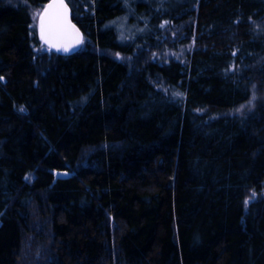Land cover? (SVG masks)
Wrapping results in <instances>:
<instances>
[{
	"label": "trees",
	"instance_id": "obj_1",
	"mask_svg": "<svg viewBox=\"0 0 264 264\" xmlns=\"http://www.w3.org/2000/svg\"><path fill=\"white\" fill-rule=\"evenodd\" d=\"M48 1L0 0V264H264V0H66L69 56Z\"/></svg>",
	"mask_w": 264,
	"mask_h": 264
},
{
	"label": "water",
	"instance_id": "obj_2",
	"mask_svg": "<svg viewBox=\"0 0 264 264\" xmlns=\"http://www.w3.org/2000/svg\"><path fill=\"white\" fill-rule=\"evenodd\" d=\"M58 2V0H49L45 8L48 4ZM64 4L67 6V14H66V21L63 26L57 27L53 25V35H52V42L57 45L61 46H69L75 44V47H70L68 52H64L62 49L60 51H57L56 47H49L48 44H46L42 39H41V33H39V37L41 42L49 48L51 51L63 55V56H69L72 55L76 52H78L81 47L83 46L84 43V35L82 31L78 28V26L73 22L72 16H71V9L70 6L68 5L66 0H63ZM44 8V10H45ZM42 11V13L44 12ZM55 11V10H53ZM40 23V20H39ZM79 39L80 42L76 43V40ZM2 82H5L3 78H1ZM59 176V174H57Z\"/></svg>",
	"mask_w": 264,
	"mask_h": 264
},
{
	"label": "snow or ice",
	"instance_id": "obj_3",
	"mask_svg": "<svg viewBox=\"0 0 264 264\" xmlns=\"http://www.w3.org/2000/svg\"><path fill=\"white\" fill-rule=\"evenodd\" d=\"M66 14L67 6L64 4L63 0H58V2L48 4L43 13L38 12L34 14L36 16H39L41 39L46 44H48L49 47H56L57 51H60L62 49L64 52H68L70 47H75V44L69 46H61L52 42L53 25L57 27L63 26L66 21ZM79 42L80 40L77 39L76 43Z\"/></svg>",
	"mask_w": 264,
	"mask_h": 264
},
{
	"label": "rangeland",
	"instance_id": "obj_4",
	"mask_svg": "<svg viewBox=\"0 0 264 264\" xmlns=\"http://www.w3.org/2000/svg\"><path fill=\"white\" fill-rule=\"evenodd\" d=\"M38 13V12H37ZM41 13V12H40ZM35 18H36V22H35V24H36V28H37V31H38V34L40 33V23H39V16H36L35 15Z\"/></svg>",
	"mask_w": 264,
	"mask_h": 264
}]
</instances>
